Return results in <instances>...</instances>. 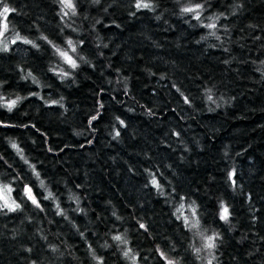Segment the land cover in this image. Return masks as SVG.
Masks as SVG:
<instances>
[{
  "label": "clouds",
  "instance_id": "1",
  "mask_svg": "<svg viewBox=\"0 0 264 264\" xmlns=\"http://www.w3.org/2000/svg\"><path fill=\"white\" fill-rule=\"evenodd\" d=\"M0 264H264V0H0Z\"/></svg>",
  "mask_w": 264,
  "mask_h": 264
},
{
  "label": "trees",
  "instance_id": "2",
  "mask_svg": "<svg viewBox=\"0 0 264 264\" xmlns=\"http://www.w3.org/2000/svg\"><path fill=\"white\" fill-rule=\"evenodd\" d=\"M9 131H12V130H9Z\"/></svg>",
  "mask_w": 264,
  "mask_h": 264
}]
</instances>
